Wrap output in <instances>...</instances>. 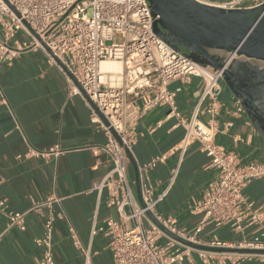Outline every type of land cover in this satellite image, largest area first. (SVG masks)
Listing matches in <instances>:
<instances>
[{
  "label": "crops",
  "instance_id": "0c3cea01",
  "mask_svg": "<svg viewBox=\"0 0 264 264\" xmlns=\"http://www.w3.org/2000/svg\"><path fill=\"white\" fill-rule=\"evenodd\" d=\"M24 41L20 35L11 41L22 50L11 64L0 67V100L5 99L0 102V264H37L42 251L35 241L43 236V225L50 214L56 216V264H85L86 251L93 264H113L105 230L109 220L122 223L123 219L117 205L109 206L113 185H108L106 179L113 162L105 151L108 136L93 121L94 109L84 97L71 95L65 75L51 58L41 49L25 47ZM227 69L232 71L235 84L231 79L220 81L216 145L235 152L243 163L264 164V63L234 58ZM236 85L249 94L248 106L244 105L241 113L236 112V99L240 98ZM168 88L178 111L191 118L202 95V80L191 77L186 83L173 81ZM169 113L168 106H159L139 118L127 176L135 203L141 205L134 164L140 188L144 175L155 197L166 194L157 212L193 233L202 219L194 209L217 171L199 143L190 145L181 156L179 147L185 129ZM199 119L209 121L206 105L201 107ZM33 152L57 154L45 157ZM161 156L165 157L162 162L142 171L144 165ZM102 184L100 191L98 186ZM244 194L263 212L264 219V178L253 181ZM52 199L60 202L25 215V231L18 226L9 228L10 215L25 213L35 202ZM125 211L129 213L130 209ZM263 226L247 225L236 232L227 226L207 225L199 237L206 242L240 243L256 238L264 242ZM74 237L80 241L79 247ZM231 254L227 264H264L260 257L243 259ZM223 257L216 253L215 261ZM196 262L197 254L191 252L176 264Z\"/></svg>",
  "mask_w": 264,
  "mask_h": 264
},
{
  "label": "built area",
  "instance_id": "2783aa9c",
  "mask_svg": "<svg viewBox=\"0 0 264 264\" xmlns=\"http://www.w3.org/2000/svg\"><path fill=\"white\" fill-rule=\"evenodd\" d=\"M198 1L232 10L264 5V0ZM156 19L148 0H0V35L3 36L0 39V67L5 63L11 64L19 55L22 49L11 45V41L23 34L25 47L43 50L65 75L71 95L84 97L91 109V103L95 105L108 122L106 126L93 110V121L108 136L105 151L113 162V169L106 179L108 185H113L109 206L117 205L123 219L122 223L109 220L105 230L113 264H176L191 252L197 254L198 262L195 264L217 262L216 252L195 249L179 240L209 247L264 249L260 238L252 242L227 243L201 241L199 237L207 225L227 226L236 232L243 231L247 225H263V212L248 200L244 191L253 181L264 178V164L254 161L243 163L235 152L216 145L220 81L224 79L225 66L214 69L191 59L183 50H177L156 34ZM105 60L122 63L123 71H102L101 63ZM191 77L202 80V95L188 119L178 111L168 86L173 81L186 83ZM0 102H5V99L2 97ZM203 105H206L210 117L206 123L199 119ZM159 106H168L169 115L185 129L179 147L181 156L190 145L199 143L210 158V166L217 171L194 209L202 219L193 233L157 212V205L166 194L155 197L154 189L146 183L144 175L141 176L144 206L133 199L127 169L129 154L137 140V123L143 113ZM243 110V100L237 98L236 112ZM32 154L48 157L57 152ZM164 159V156L154 158L143 166L142 171L153 169ZM177 172L178 168L173 173V180ZM103 186H98L100 191ZM53 202L60 200L35 202L29 211L10 215L9 228L18 226L25 231V215L40 211ZM126 208L130 209L129 213ZM55 219L54 214L45 219L43 236L35 241L42 251L37 264H56L53 252ZM74 241L79 247L77 237ZM221 254L224 257L217 264H227L232 254ZM239 255L243 259H264L263 254ZM85 256V264H93L90 252L86 251Z\"/></svg>",
  "mask_w": 264,
  "mask_h": 264
},
{
  "label": "water",
  "instance_id": "95a60500",
  "mask_svg": "<svg viewBox=\"0 0 264 264\" xmlns=\"http://www.w3.org/2000/svg\"><path fill=\"white\" fill-rule=\"evenodd\" d=\"M148 1L153 16L157 18L154 23L156 34L168 40L179 51L182 49L177 43L188 48L190 50L188 56L196 62L214 69H222L223 63L229 57L264 63V5L253 9L232 10L198 0ZM171 37L177 43L173 42ZM47 52L71 77L54 54L48 49ZM224 78L231 79L235 84L231 71H225ZM234 89L248 106L249 94L237 85ZM84 96L87 97L85 94ZM91 105L102 122L108 126V122L96 106L92 103ZM134 169L138 198L141 206H144L139 171L135 164ZM179 241L192 248L208 252L264 255V249L209 247L185 240Z\"/></svg>",
  "mask_w": 264,
  "mask_h": 264
},
{
  "label": "bare ground",
  "instance_id": "6f19581e",
  "mask_svg": "<svg viewBox=\"0 0 264 264\" xmlns=\"http://www.w3.org/2000/svg\"><path fill=\"white\" fill-rule=\"evenodd\" d=\"M227 62L223 63V65L225 66L226 71H230L229 69H227L228 63L231 62L234 57H229L227 58ZM124 69V66L122 63L117 62V61H111V60H105L101 63V70L102 71H111V72H115V73H121ZM232 72V71H231Z\"/></svg>",
  "mask_w": 264,
  "mask_h": 264
},
{
  "label": "trees",
  "instance_id": "16d2710c",
  "mask_svg": "<svg viewBox=\"0 0 264 264\" xmlns=\"http://www.w3.org/2000/svg\"><path fill=\"white\" fill-rule=\"evenodd\" d=\"M171 40L173 41V42H175V43H177L175 40H174V38L173 37H171ZM177 45L183 50V52H185V53H190V50L188 49V48H186V47H183L180 43H177Z\"/></svg>",
  "mask_w": 264,
  "mask_h": 264
},
{
  "label": "rangeland",
  "instance_id": "374dc122",
  "mask_svg": "<svg viewBox=\"0 0 264 264\" xmlns=\"http://www.w3.org/2000/svg\"><path fill=\"white\" fill-rule=\"evenodd\" d=\"M20 36L25 40L26 39V37L23 35V34H21L20 33Z\"/></svg>",
  "mask_w": 264,
  "mask_h": 264
},
{
  "label": "flooded vegetation",
  "instance_id": "af4514ba",
  "mask_svg": "<svg viewBox=\"0 0 264 264\" xmlns=\"http://www.w3.org/2000/svg\"><path fill=\"white\" fill-rule=\"evenodd\" d=\"M239 87V86H238ZM244 105H245V102H244Z\"/></svg>",
  "mask_w": 264,
  "mask_h": 264
}]
</instances>
